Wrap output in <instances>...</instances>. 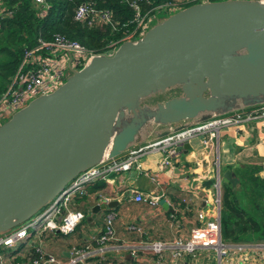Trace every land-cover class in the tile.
Returning <instances> with one entry per match:
<instances>
[{"label":"water","instance_id":"1","mask_svg":"<svg viewBox=\"0 0 264 264\" xmlns=\"http://www.w3.org/2000/svg\"><path fill=\"white\" fill-rule=\"evenodd\" d=\"M172 87L178 93L165 101L143 102ZM261 103L264 0L178 9L110 55H94L0 124V233L30 219L102 157L114 159L138 143L145 123L177 130ZM223 175L232 182L231 173ZM98 208L104 206L94 205L85 220Z\"/></svg>","mask_w":264,"mask_h":264},{"label":"built area","instance_id":"2","mask_svg":"<svg viewBox=\"0 0 264 264\" xmlns=\"http://www.w3.org/2000/svg\"><path fill=\"white\" fill-rule=\"evenodd\" d=\"M138 1L140 0L129 2V6L135 12V29L127 34L122 41H135L140 38L152 26L150 23L155 19L152 13L140 16ZM199 1L207 2L205 0ZM33 2L38 7L37 13L42 15L46 9L45 1L33 0ZM172 4L159 6L155 10L169 12L179 8V6H173ZM4 11L0 9V14ZM73 19L83 22L87 26L105 25L111 22L109 11L96 10L91 4L85 2L79 3L74 8ZM112 52L104 55H110ZM94 55L96 54L87 51L76 41L68 40L58 34L52 35L49 39L37 37L34 46L23 51L15 75L6 90L0 94V120L3 118L7 120L12 113L26 105L31 99L52 92L65 81L72 71L79 70L86 65L87 61ZM23 66H26L24 71H22ZM257 117H264V106L246 114L237 111L227 115L211 116L202 121L188 123L177 130L169 128L165 135L158 136L130 150L127 149L123 158L108 159L102 157L96 165L80 172L54 199L30 219L6 233H0V264H92L90 259L95 256L102 257L107 248L108 250H118V245L112 247L108 244L114 238L112 227L114 216L111 212L104 214L102 227L93 239L95 246L92 247L86 244L80 247H71L64 261H60L54 254L44 250L40 235L44 232L71 235L78 222L84 218V214L81 211L70 209V200L76 193L79 195L84 194V185L100 175L109 171L123 172L128 171L130 168L139 169L138 157L151 152L159 154L158 170L170 169L173 167L174 157L179 153L175 150V147L188 143L192 139H199L204 145L210 144L213 139L218 138L221 131L233 127L245 119ZM214 179V213L211 214L209 219H204V214L201 211L197 212L196 219L199 225L191 227L185 239L177 236L168 241L147 240L139 241L137 245L128 246L134 250L140 249L157 255L167 252L172 261H176L185 255L195 257L199 251L203 250L213 251L217 264H225L227 257L238 253L249 255L252 253V256L258 253L260 258L263 259V241H254L255 243L248 241L229 242L221 239L218 174H215ZM132 194L131 199L133 201H143L151 207H155L158 200L164 196L161 192L142 195L134 190ZM108 201V197L99 196V202L103 205L107 204ZM125 230L140 234L141 226L137 223H128ZM35 236L37 238L33 241L32 239ZM21 243L33 247L34 255L27 260L14 261L16 256L9 254V251L15 249ZM222 259L224 260L222 261Z\"/></svg>","mask_w":264,"mask_h":264},{"label":"crops","instance_id":"3","mask_svg":"<svg viewBox=\"0 0 264 264\" xmlns=\"http://www.w3.org/2000/svg\"><path fill=\"white\" fill-rule=\"evenodd\" d=\"M149 97H146L143 102L150 106L155 105L146 101ZM262 106L264 105L257 107ZM257 107L246 110L241 106L239 110L233 109L222 115L237 111L246 114L257 110ZM150 124L149 136L141 135V144H133L129 146V150L153 140L163 131L175 126L174 124ZM188 145L185 152L177 153L172 162L173 167L170 169L158 170L159 154L151 152L138 157L139 169L130 168L123 172L109 171L97 177L104 182L102 188L87 192L85 197L78 200L77 196H73L74 198L70 200L69 208L78 209L84 214V218L79 223V231L68 235L69 238L65 241L61 239V236L47 235L45 245L49 252L60 261H64L71 247L86 244L94 247L93 239L102 227L104 214L111 212L114 216L112 221L114 238L108 244L112 247L118 245L119 248L116 251L107 248L102 257L95 256L90 259L92 264H212L207 261L210 250L199 251L195 257L185 255L172 261L167 252L160 255L151 254L140 249L134 250L128 245H137L139 241L147 240L168 241L177 236L185 239L190 228L199 225L196 219L197 212L201 211L204 219H209L214 213L215 174H218L220 186L219 199L222 188L228 181L223 175L227 171L232 174V178L237 168L262 164L258 175L263 178L264 117L245 119L221 131L218 138L213 139L210 144L204 145L199 139H192ZM124 153L115 159L123 158ZM133 190L142 195L161 192L164 196L158 200L155 207H151L143 201H133L131 199ZM100 195L108 197L107 204L103 205L99 202ZM94 205L104 206V208H98L93 218L85 220L86 216L92 214ZM128 223L139 224L141 233L127 232L125 226ZM256 255L258 253L253 256L247 253L232 254L227 257L225 264H249L247 261L250 260L261 264L257 258L259 255L257 257ZM262 260L264 261V258ZM250 264H252L251 261Z\"/></svg>","mask_w":264,"mask_h":264},{"label":"trees","instance_id":"4","mask_svg":"<svg viewBox=\"0 0 264 264\" xmlns=\"http://www.w3.org/2000/svg\"><path fill=\"white\" fill-rule=\"evenodd\" d=\"M44 1L46 9L42 15H39L38 7L33 0H0V9L5 10L0 14V94L6 90L15 75L23 51L33 47L37 37L49 39L52 35L58 34L68 40L76 41L84 49L94 54H107L113 51L123 38L135 29V12L129 6L131 0ZM172 1L140 0L138 1L139 14L140 16L149 15L157 7L171 4ZM81 2L91 4L96 10L109 11L111 22L105 25L87 26L83 22L74 20L73 10ZM199 2L201 1L191 0L180 4L178 9ZM6 11L9 12L5 13ZM25 69L26 66H23L22 71ZM260 105H264V103L243 108L247 110ZM260 169H262V164L248 165L242 169L237 168L231 178L232 182L227 181L222 188L219 199V220L220 237L223 241L264 240V177L261 178L258 175ZM103 186L104 182L95 178L84 185V194L76 193L74 197L77 196L78 200L85 197L87 192H92ZM53 234L44 232L41 236L47 237V235ZM23 248L26 250V257L20 259L16 256L14 261L27 260L34 255L33 247L22 243L10 250L9 254L19 252Z\"/></svg>","mask_w":264,"mask_h":264},{"label":"rangeland","instance_id":"5","mask_svg":"<svg viewBox=\"0 0 264 264\" xmlns=\"http://www.w3.org/2000/svg\"><path fill=\"white\" fill-rule=\"evenodd\" d=\"M187 2H189L188 0H173L171 3H173L172 5L173 6H179L180 4H182V3H187ZM176 10H172V11H169V12H165V11H163V10H154L153 12H152V14H153V18H155V19H153L152 20V22L150 23V24H152V25H154L155 23H157L158 21H160L161 19H163V18H165V17H167L168 15H170V14H172V13H174ZM178 93V90L176 89V88H169V89H167V90H165L164 92H155V93H153L149 98H147L146 99V101L147 102H149V103H158V102H163V101H165L166 99H168V98H170V97H172L173 96V94L175 95V94H177ZM239 109V108H238ZM218 115H222V114H218ZM128 116V115H127ZM217 116V115H216ZM5 121L6 120V118H3V119H1L0 120V122H2V121ZM196 121H201V120H196ZM196 121H194V122H196ZM187 124H188V122H187ZM151 124L150 123H145V124H143L141 127H140V130H139V137L141 138V135H144V136H149V133H150V129H148V127L150 126ZM141 140L138 142V144H141ZM137 144V143H136ZM132 146V145H131ZM113 177H115V175H113ZM80 221H82V220H80ZM80 221L78 222V224L76 225V227H75V230H74V232H76V231H79V229H80ZM82 223V222H81ZM44 234V233H43ZM43 234H41V235H43ZM73 234V233H72ZM71 234V235H72ZM40 235V241L43 243V245H44V250L45 251H47V252H49V250H48V248L46 247V245H45V243L47 242V240H46V238L47 237H45V235H44V237L43 236H41ZM70 236V235H69ZM69 236H61V239L62 240H68V238H69ZM36 238H37V236H35V237H33V241H35L36 240ZM46 240V241H45ZM241 241H251V239H241L239 242H241ZM256 241V240H255ZM257 241H263L264 242V240H257ZM252 243H255L254 241H252ZM77 247V246H76ZM23 254H25V255H23ZM14 255L15 256H18V257H26V251H25V249L23 248V249H20V251L19 252H16V253H14ZM251 255H252V253H251ZM258 255H256V257H257ZM28 257V256H27ZM259 257V258H258ZM257 258H258V261L262 264L264 261L260 258V256H258ZM224 259H222V261H223ZM207 261L208 262H210V263H212V264H216V262H217V259H216V256H215V254L213 253V251H211L210 253H209V256H208V258H207ZM251 262H252V264L255 262V261H253V260H250ZM250 261H247V263H249L250 264ZM257 263V262H256ZM256 263H254V264H256Z\"/></svg>","mask_w":264,"mask_h":264},{"label":"bare ground","instance_id":"6","mask_svg":"<svg viewBox=\"0 0 264 264\" xmlns=\"http://www.w3.org/2000/svg\"><path fill=\"white\" fill-rule=\"evenodd\" d=\"M91 59H92V57L87 61L86 65L90 62ZM59 86H60V85H59ZM56 88H57V87H56ZM56 88H55V89H56ZM55 89H54V90H55ZM39 96H40V95H39Z\"/></svg>","mask_w":264,"mask_h":264}]
</instances>
